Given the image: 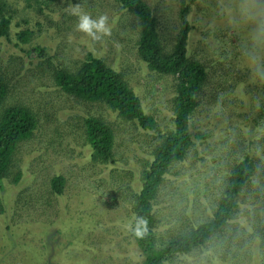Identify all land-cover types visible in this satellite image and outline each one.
Returning <instances> with one entry per match:
<instances>
[{"label":"rangeland","instance_id":"rangeland-1","mask_svg":"<svg viewBox=\"0 0 264 264\" xmlns=\"http://www.w3.org/2000/svg\"><path fill=\"white\" fill-rule=\"evenodd\" d=\"M145 1L158 17L169 50L188 5L189 58L208 71L190 123L191 132L202 137L184 160L171 164L155 201V249L211 220L237 159L249 154L255 167L228 225L161 264H214L230 256L232 264L255 259L264 264V249L256 257L264 233V76L242 55L243 31L226 15L230 0ZM11 2L17 8L12 30L35 33L18 46L21 41L14 35L11 40L0 37V74L14 86L3 103L30 107L39 125L18 147L8 177L0 180V264H143L144 248L128 226L135 218L142 171L174 124L176 77L150 70L140 59V23L116 0H70L93 18L108 16L111 33L100 41L76 30L69 0H55L44 12L27 8L23 0ZM37 45L46 49L50 62L45 56L31 58ZM89 52L125 74L155 129L124 120L105 103L83 101L57 85L56 67L76 70ZM42 59L47 65L37 71ZM87 117L100 118L114 130V161L91 157L82 131ZM19 171L22 177L15 182ZM57 175L65 179L61 194L51 187Z\"/></svg>","mask_w":264,"mask_h":264},{"label":"trees","instance_id":"trees-1","mask_svg":"<svg viewBox=\"0 0 264 264\" xmlns=\"http://www.w3.org/2000/svg\"><path fill=\"white\" fill-rule=\"evenodd\" d=\"M11 1L13 0H0V37L11 40V35H14L21 41L16 43V46L29 43L35 33L34 30L30 28L21 31L12 30V21L17 8L13 7ZM53 1L55 0H23L27 8L34 7L39 11L49 8V4ZM116 1L121 8L135 15L140 23V36L136 44L140 59L150 70L160 74H171L177 79L173 103V127L168 135L162 137L160 145L153 151V158H150L146 168L143 169L142 184L134 205L135 218L142 217L147 221L144 235L142 237L133 235L136 243L144 248L146 259L143 260V264H161L171 255L186 254L194 247L204 244L209 237L219 234L220 229L228 225L229 220L234 218L240 207L239 197L253 180L255 167L249 154L237 159L211 220L190 229L187 233H181L168 246L155 249L156 240L152 230L157 224L155 201L171 164L184 160L191 145L202 137L191 132L190 123L199 105V96L207 80L208 71L201 62L189 58L188 38L191 26L186 17L188 5L182 9V27L176 36L173 49L169 50L163 42L158 17L145 0ZM61 30L63 28L59 29ZM30 52H32L31 58L45 56V60L51 61V57L47 56L46 49L41 45H37ZM45 60L42 59L36 65L37 71H41L38 69L42 64L47 65ZM48 67L53 66L49 64ZM5 78L4 73H1L0 180L8 177L18 147L34 135L39 125L37 114L30 107L23 104L5 106L3 102L14 87L9 84V79ZM54 78L57 85L68 94L83 101L103 102L124 120H136L147 130L155 129V120L145 113L140 96L125 78V74L107 64L104 58L89 52L76 70L56 67ZM82 131L93 160L101 163L115 160V133L106 121L87 117L84 119ZM21 177L22 172L19 171L13 180L18 182ZM64 182L63 176H54L51 181L52 190L61 194ZM258 239L260 244L256 247L257 254L264 249V233ZM72 246V240H68L66 247L70 250ZM256 257L260 259L259 254ZM224 258L226 260L219 262L218 259L214 264H232L231 256ZM260 261L261 259L259 261L255 259L252 264H260Z\"/></svg>","mask_w":264,"mask_h":264},{"label":"clouds","instance_id":"clouds-1","mask_svg":"<svg viewBox=\"0 0 264 264\" xmlns=\"http://www.w3.org/2000/svg\"><path fill=\"white\" fill-rule=\"evenodd\" d=\"M68 10L77 17L76 30L85 33L93 41H100L110 35L107 15L93 18L81 11V5H74L70 0ZM226 15L234 28L243 31L242 55L245 61L257 75L264 76V0H230ZM146 225L144 218L137 217L128 227L135 237H142Z\"/></svg>","mask_w":264,"mask_h":264}]
</instances>
